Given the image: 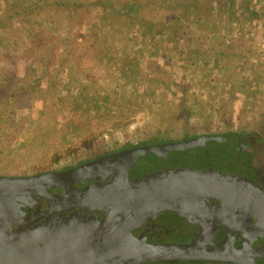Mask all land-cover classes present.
<instances>
[{
	"label": "rangeland",
	"instance_id": "1",
	"mask_svg": "<svg viewBox=\"0 0 264 264\" xmlns=\"http://www.w3.org/2000/svg\"><path fill=\"white\" fill-rule=\"evenodd\" d=\"M5 1L0 5V20L14 0ZM21 3L16 0V4ZM38 10L37 20L47 29L33 32L31 38L24 37V24L7 28L9 35L0 30V57L15 48L9 66L18 77L30 80L28 96L11 110L0 109V177L58 171L90 158L85 147H78L81 134L75 128L89 106L91 111L84 127L91 124L90 130L100 132L103 129L95 127L101 121L120 118L129 122L127 132L138 139L158 135L179 140L184 132L202 136L264 131V17L256 19L252 12L244 17L250 20L244 29H253L249 30L251 39H243V43L239 39L237 46L232 47L237 50L229 55L222 39L216 47L208 43L200 52L189 48L184 54L181 39L178 51L168 57L153 56L162 64L165 77L154 79L156 90L149 100L151 89L145 84L144 64L147 52L154 53L147 49L153 41L149 37L142 42L137 40L138 22L135 26L131 22L123 25L119 20L113 29H104L101 35L107 34L110 41L101 49L99 38L93 34L94 26L75 22L70 34H66L67 26L59 11L55 13L49 6ZM192 30L187 29L185 38L202 33ZM217 33L222 35V31ZM50 34L57 37L54 45ZM139 55L141 58L136 59ZM46 56L48 63L41 66L40 58ZM135 59L140 64L138 80L124 74L125 64L134 63ZM233 59L236 62L230 63ZM4 64L0 59V68ZM40 78L42 84L33 87ZM182 100L192 106L186 117L179 113ZM106 129L112 132L111 128ZM12 136L15 139L9 142ZM96 138L98 146L94 152L101 154L114 137L102 132ZM117 138L122 140V134ZM67 150L72 153L68 155ZM53 156L58 157L56 163Z\"/></svg>",
	"mask_w": 264,
	"mask_h": 264
},
{
	"label": "water",
	"instance_id": "2",
	"mask_svg": "<svg viewBox=\"0 0 264 264\" xmlns=\"http://www.w3.org/2000/svg\"><path fill=\"white\" fill-rule=\"evenodd\" d=\"M200 138L135 145L56 173L0 177V264H142L147 258L155 260L157 252L147 254L138 249V240L131 241V227L152 213L176 209L181 196L224 191L231 181L216 173L187 169L130 178L127 173L149 163L158 165L169 156L177 159L182 152L200 153L209 142L221 140L204 136L195 143ZM94 179L98 182L77 187ZM53 187L64 188L66 194L52 195ZM36 197L64 209L90 208L100 213L49 217L29 227L32 219L24 214L31 211ZM260 213L264 215V206ZM139 245L144 247L141 242Z\"/></svg>",
	"mask_w": 264,
	"mask_h": 264
},
{
	"label": "flooded vegetation",
	"instance_id": "3",
	"mask_svg": "<svg viewBox=\"0 0 264 264\" xmlns=\"http://www.w3.org/2000/svg\"><path fill=\"white\" fill-rule=\"evenodd\" d=\"M199 136L161 143L193 141ZM204 136L219 137L221 140L209 142L207 149L200 153L182 152L177 159L169 156L158 165L149 163L127 173L130 178L187 169L216 173L231 181L225 184L224 191L205 195L190 192L181 196L176 201V209L152 213L139 225L132 226L131 241L138 240V249L152 255L157 252L155 260L147 258L142 264H264V215L260 213L264 206V194L259 190H264V135L234 132L205 134L195 143ZM96 182L94 179L83 185L77 184V187ZM50 192L54 196L66 194L64 188L58 187H53ZM75 213L91 217L100 212L90 208L64 209L55 202L47 203L42 197H36L31 211L24 216L32 219L29 227H33L49 217L65 219ZM140 242L144 247H140ZM161 250L167 252L162 253Z\"/></svg>",
	"mask_w": 264,
	"mask_h": 264
},
{
	"label": "trees",
	"instance_id": "4",
	"mask_svg": "<svg viewBox=\"0 0 264 264\" xmlns=\"http://www.w3.org/2000/svg\"><path fill=\"white\" fill-rule=\"evenodd\" d=\"M5 2V0H0V5ZM12 3V8L10 10L7 8L4 19L0 20V30L1 33L5 35H9L7 31L12 29L15 23L24 24L26 29L24 37L26 38H31L33 32L38 33L47 29L42 26L40 23L41 21L37 20L38 9L45 6L51 7L55 13L59 11L60 17L67 26V28H65L66 34H70L72 24L75 22L82 23L85 21L88 27L94 26L96 31L93 34L96 39L99 38L98 44L101 49L104 43L110 41V37L107 34L101 35L104 29H113L112 25L119 20L122 21L123 25L131 22L135 26L138 22L139 26H136V30L138 31L140 39L137 40L142 42L143 38L149 37L150 40L153 41L152 45H148L147 49L154 50V53L149 54V52H147L148 55L144 64L147 77L145 79L147 83L145 84L151 89V92L148 93L150 94L149 100L154 95V90H156L153 85L154 79L157 77H165L162 64L158 63L153 56L160 58L161 56H169L171 52L178 51V45H180L181 39H184V54H186L187 49L189 51V48H192L195 52H200L208 43L216 47L217 43L219 44V40L222 39L226 48H228L226 52L229 55L232 51L237 50L232 47L234 46L235 48L239 41L251 39L249 35L250 31L252 32L253 29H249L250 31L244 29L245 22H250L248 18L244 17L251 12L254 13L256 19L264 17V0H22L21 6L20 4H16V0ZM191 19L192 23L190 22ZM190 23L193 28H191ZM250 25L252 27L254 24L252 25L251 23ZM187 29L199 30L202 33H196V35H190V38H185L187 36ZM192 31L191 33H193ZM219 31H222V35L217 33ZM52 35L51 45H54V42L57 41V37ZM15 52L16 49L13 48L11 51L3 52V55L0 57L5 63V66L0 68V109L4 111L7 109L11 110L16 102L21 101V98L28 96L30 93V80L18 77L13 68L9 66L12 62L11 55L13 53L15 54ZM139 58H141L140 55L136 56V59ZM40 59L41 61L39 64L41 66L48 63L47 56ZM136 59L134 62L135 64L133 61H131L132 63L127 62L124 70V74L133 78V80H138L140 77V70L138 69L140 64ZM233 62L235 63L236 61L233 59L230 63ZM173 69L176 70L177 68L174 67ZM77 70L78 68L76 70L74 69V71ZM42 78L35 81V83L33 82V87L42 84ZM90 109L91 106L86 108L85 114H82L80 124H76L75 126L78 133L81 134L80 145H78V147H85V149L89 151L88 155L91 156L84 160V162L93 160L102 155L132 148L135 145L145 146L175 140H168L158 135L153 138L138 139L127 132L129 122L120 118L111 121L107 118L101 121L100 125H96L95 127L102 128L103 130L100 132L90 130L91 124L84 127L86 123L85 119L89 116L88 113H90ZM191 110L192 106L182 100L179 112L180 116L186 117ZM19 121L20 120L16 122L19 123ZM12 126L13 125H10V127ZM72 126L74 128L73 124ZM106 128H111L112 132L108 131ZM18 132L19 130L16 134ZM102 132H106L110 138H114L113 140L110 139L111 144H107L106 149L102 150L101 154H95L94 151L97 149L94 148L98 146L96 137L100 136ZM119 133L122 134V140L117 138ZM260 135H264V131H261ZM190 136L193 135L184 132L182 138ZM14 139L15 136H12L9 138V142H12ZM134 141H137L136 144H134ZM67 153L69 155L72 151L67 150ZM73 153H76V151H73ZM75 157H77V155ZM57 158V156H53L52 161L56 163ZM66 168L68 167H63L59 170Z\"/></svg>",
	"mask_w": 264,
	"mask_h": 264
}]
</instances>
